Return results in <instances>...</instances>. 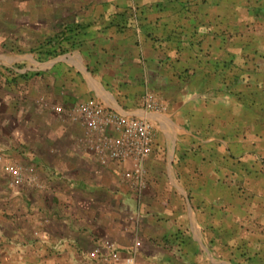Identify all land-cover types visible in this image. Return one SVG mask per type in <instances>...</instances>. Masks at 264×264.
I'll return each instance as SVG.
<instances>
[{
    "label": "crops",
    "instance_id": "crops-1",
    "mask_svg": "<svg viewBox=\"0 0 264 264\" xmlns=\"http://www.w3.org/2000/svg\"><path fill=\"white\" fill-rule=\"evenodd\" d=\"M88 101L153 123L141 194ZM0 154V264H264V0H0Z\"/></svg>",
    "mask_w": 264,
    "mask_h": 264
},
{
    "label": "built area",
    "instance_id": "built-area-1",
    "mask_svg": "<svg viewBox=\"0 0 264 264\" xmlns=\"http://www.w3.org/2000/svg\"><path fill=\"white\" fill-rule=\"evenodd\" d=\"M143 100L148 110L160 112L167 109L166 104L153 92L146 93ZM41 103L50 107L43 99ZM51 108L84 127L81 142L97 159L102 162L130 161L131 167L123 171L122 177L129 187L142 193L147 185L146 158L154 136V126L148 118L122 115L89 101L65 111L55 105ZM0 162L14 194L44 188V181L27 165L6 161L2 154ZM123 264H136L135 256L130 255Z\"/></svg>",
    "mask_w": 264,
    "mask_h": 264
}]
</instances>
